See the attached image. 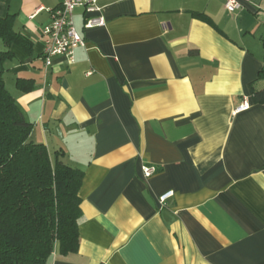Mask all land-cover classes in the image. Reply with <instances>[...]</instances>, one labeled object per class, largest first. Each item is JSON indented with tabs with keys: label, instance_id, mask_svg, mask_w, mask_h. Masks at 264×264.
I'll list each match as a JSON object with an SVG mask.
<instances>
[{
	"label": "crops",
	"instance_id": "1",
	"mask_svg": "<svg viewBox=\"0 0 264 264\" xmlns=\"http://www.w3.org/2000/svg\"><path fill=\"white\" fill-rule=\"evenodd\" d=\"M62 1L0 0L33 44L11 47L6 87L32 140L84 172L78 251L49 264H264V0H102L91 29L76 8L86 45L47 68Z\"/></svg>",
	"mask_w": 264,
	"mask_h": 264
},
{
	"label": "trees",
	"instance_id": "2",
	"mask_svg": "<svg viewBox=\"0 0 264 264\" xmlns=\"http://www.w3.org/2000/svg\"><path fill=\"white\" fill-rule=\"evenodd\" d=\"M15 20L0 19V264H49L56 249L63 256L78 251L84 172L53 159L44 144L32 140L34 125L6 87L11 47L33 45L16 32ZM17 87L24 93L34 89L25 79ZM251 88L254 102L264 104V70Z\"/></svg>",
	"mask_w": 264,
	"mask_h": 264
},
{
	"label": "built area",
	"instance_id": "3",
	"mask_svg": "<svg viewBox=\"0 0 264 264\" xmlns=\"http://www.w3.org/2000/svg\"><path fill=\"white\" fill-rule=\"evenodd\" d=\"M100 1L102 0H63L59 7L50 10L52 21L42 31L45 45L43 57L47 68L53 65V59L56 57H67L73 63L76 49L86 45L84 38L75 27L74 12L76 8L84 9L87 29L106 26ZM225 7L229 13H235L241 9L242 5L239 0H227ZM249 108L250 104L244 101L237 111H247ZM156 172L155 167L144 168L146 177H150ZM173 196L174 192L169 191L163 194L159 201L164 204Z\"/></svg>",
	"mask_w": 264,
	"mask_h": 264
},
{
	"label": "rangeland",
	"instance_id": "4",
	"mask_svg": "<svg viewBox=\"0 0 264 264\" xmlns=\"http://www.w3.org/2000/svg\"><path fill=\"white\" fill-rule=\"evenodd\" d=\"M76 15H77V12H76ZM76 18V17H75ZM74 18V22L76 23V19ZM76 25V24H75Z\"/></svg>",
	"mask_w": 264,
	"mask_h": 264
}]
</instances>
